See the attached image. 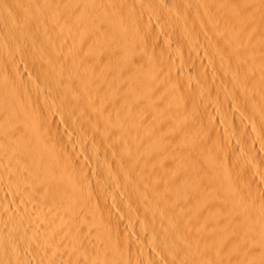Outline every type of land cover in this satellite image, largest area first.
<instances>
[{"label":"bare ground","instance_id":"1","mask_svg":"<svg viewBox=\"0 0 264 264\" xmlns=\"http://www.w3.org/2000/svg\"><path fill=\"white\" fill-rule=\"evenodd\" d=\"M0 264H264V0H0Z\"/></svg>","mask_w":264,"mask_h":264}]
</instances>
